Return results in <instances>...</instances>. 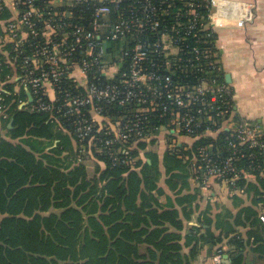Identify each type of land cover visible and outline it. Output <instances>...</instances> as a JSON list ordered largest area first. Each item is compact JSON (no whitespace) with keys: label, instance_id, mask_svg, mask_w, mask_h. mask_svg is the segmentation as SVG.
Wrapping results in <instances>:
<instances>
[{"label":"trees","instance_id":"trees-1","mask_svg":"<svg viewBox=\"0 0 264 264\" xmlns=\"http://www.w3.org/2000/svg\"><path fill=\"white\" fill-rule=\"evenodd\" d=\"M147 1L107 3L111 13L99 19V26L89 20L96 4L81 3L73 9L74 18L66 19L62 33L68 35L76 24L84 23L94 41L107 45V61L116 75L115 80L133 68L134 58L144 51L148 58L142 65L146 72H151L161 57L151 52L158 47L160 35L151 30L149 33L148 26L142 29L132 24L131 32L112 38L114 28L122 20L131 21L135 16L145 19ZM37 3L46 6V0ZM154 3L161 7V26L166 24L161 28L178 38L173 26L180 21L183 26L179 36L188 38L185 43H179L185 70L174 66L170 77L194 85L202 81L206 70L213 71L211 76L217 82L230 87L227 99L222 98L217 105L224 108L227 105L228 117L235 121L244 120L233 109V88L226 81L220 62L218 32L213 26H206L213 10L207 0H199L197 14H192L181 1L175 5L173 0H154ZM28 5V0H22V9ZM61 10L69 11L68 8ZM194 17L198 23L192 28L188 22ZM14 20L12 6L0 0V264H194L205 247L214 257L210 264H218V255L223 264H264V222L260 219L264 206V147L240 144L235 130L218 129L221 115H215L214 127L200 128L195 135L182 131L180 135L193 143L190 147L177 146L172 141L176 134L169 125L170 114L163 117L166 113L161 110L143 118L148 132L132 149L137 161L131 165L122 161L123 156L113 159L105 149L100 150L99 137L107 136L108 115L121 117L129 113L130 107L117 101L104 102L105 125L99 123L101 130H95L93 137L85 140L75 134L66 109L57 112L67 92L77 94L83 89L76 86L73 75L59 82L64 91L57 94L52 110L34 107L43 95L38 96L24 86L16 91L15 87L19 84L17 76L24 73L23 53L30 54L34 48L30 43H36L38 38L28 34L24 51L17 55L14 41L7 39V26ZM147 38L153 41L146 42ZM72 41L73 36H63L60 43L68 47ZM139 45L143 46L137 52ZM193 47L200 51L196 53ZM70 49L75 51L69 59L80 60L83 49L79 46ZM90 78L100 84L109 82L100 75ZM151 80L141 87L153 85ZM161 88L168 87L161 84ZM28 92L33 100L21 107L29 100ZM146 93L150 97L151 91ZM44 99L50 102L48 97ZM52 112L59 118H52ZM212 128L216 135H204V129ZM162 133L163 139L168 136L173 145L163 155L153 148ZM261 140L264 142L263 131ZM205 146L216 160L231 155L237 158L235 163L242 174L236 179L235 187L230 188L244 190L253 200L235 215L211 216L206 212L201 224L191 225L188 219L192 217L191 206L196 196L189 193L191 175L187 168L198 167L195 176L200 183L205 163L198 153ZM88 157L94 162L92 173L83 160ZM163 167L171 194L160 185ZM248 171L255 180L246 175Z\"/></svg>","mask_w":264,"mask_h":264},{"label":"built area","instance_id":"built-area-1","mask_svg":"<svg viewBox=\"0 0 264 264\" xmlns=\"http://www.w3.org/2000/svg\"><path fill=\"white\" fill-rule=\"evenodd\" d=\"M37 1L39 0H28L29 5L26 9L21 8L22 0H15L12 4L16 20L11 21L7 26V39L14 41L17 55L24 51L28 34H32L33 39L38 38L39 41L30 43L32 47L34 46L30 54L24 55V51L21 64L24 73L18 75L16 80L20 87L24 86L28 91L32 89L38 96L42 94L44 97H48L50 102H47L43 96H39L37 105L34 107L50 111L54 108L53 102L58 99L57 94L64 91L59 82L63 77L73 75L76 78V86L83 89L77 94L67 92L63 106L59 107V105L57 112L63 108L66 109L65 114L72 118L71 124L75 127V134L80 140L91 139L95 130H101L98 124L102 122L103 126L105 125L106 114L103 103L117 101L120 105L130 107L129 113H125L121 117L107 116V136L99 137L102 147L100 150L105 149L116 160L123 156L122 161L126 164L133 165L136 162V157L132 154L134 144L147 136L148 131H145L146 125L143 118H147L153 112L158 114L161 110L166 113L162 115L163 117L170 114L169 125L171 131L176 134L184 131L191 136L195 135L200 128L214 127L216 124L213 123L215 115H221L222 123L218 129L235 130L240 144L249 143L251 147H264V142L261 140V128L258 124L248 120L235 121L233 117H228L227 105L225 108L223 105H217V102L222 98L227 99L226 95L230 91V87L217 82L211 76L213 71L206 70L202 81L194 85L174 81L170 77L169 72L174 66L185 70L186 65L181 63L183 58L180 57V42L185 43L188 38L179 36L183 26L180 21L173 26L179 39L161 28L166 24L161 26L159 20L161 7L155 4L154 0L146 2L148 12L145 19L135 16L131 21L122 20L114 28L112 38L118 39L121 35L125 36L127 32H131L132 24L142 29L148 26V32L151 30L154 34L160 35V43L156 42L158 47L151 50L161 56L160 61L154 64L155 70L146 72L142 61L148 58V54L146 51L139 53L134 58V67L124 72L117 80H115L116 75L110 70L107 61V45L94 41L84 23L76 24L74 31L69 32L68 35L62 31L67 25L66 19L71 21L74 18L73 9L79 4L91 1L96 4L95 13L89 20L95 26H99V19L111 13V7L107 3L121 0H46L44 7L39 6ZM176 1L186 3L189 11L192 14L195 12L197 14L196 9L200 6L199 0H173L174 5ZM207 2L211 9L227 7L236 3L234 0H207ZM61 8H68L69 11L61 10ZM246 9V18L250 19L252 17L249 12L250 8ZM212 13L209 21L206 22L207 27L212 26ZM197 23L196 17L191 18L188 22L192 28ZM203 23L205 22L203 21ZM189 30L191 31V29ZM63 36H73V41L68 47L60 43ZM144 40L150 43L153 41L149 38ZM74 46L83 49L80 50V60L69 59L75 51L70 48ZM142 46H138L137 52ZM193 51L198 53L200 50L198 47H193ZM128 53L129 51H126V54ZM188 64L190 63L187 62V66ZM215 66L216 64L213 63L212 68L215 69ZM92 75L95 77L100 75L109 82L100 84L90 78ZM151 79L155 84H149L146 89L141 87ZM161 84L168 88L162 89ZM147 91H151L150 97L147 95ZM159 98L160 101H158ZM51 117L57 119L59 115L52 112ZM203 131L204 135H211L216 130L212 128V130L204 129ZM174 142L177 141L173 140ZM82 152L83 150L80 149V153ZM198 154L205 163V165L202 164L204 166L202 176L199 177L203 186L207 187L209 179L215 177L219 181L226 182L229 187H235L236 179L242 173L235 163L237 158L234 155L219 161L206 146L200 147ZM246 175L254 176L249 171ZM260 219L264 222V206L260 212ZM216 262L223 264L220 255L217 256Z\"/></svg>","mask_w":264,"mask_h":264},{"label":"crops","instance_id":"crops-1","mask_svg":"<svg viewBox=\"0 0 264 264\" xmlns=\"http://www.w3.org/2000/svg\"><path fill=\"white\" fill-rule=\"evenodd\" d=\"M234 1L235 4L227 7L214 8L211 23L218 32L217 46L225 76L231 75L229 83L233 88V109L239 117L255 122L261 128V132H264V0ZM10 5L12 6L11 3ZM247 7L250 8L249 12L252 16L250 19L246 18ZM18 86L19 84L16 85V91L20 89ZM180 134H176L172 141H177V146L190 147L192 140L188 138L186 141ZM211 135L216 134L211 133ZM170 140L168 136L163 139L162 133L157 136L153 148L163 155L169 146H173ZM185 156L188 157V154ZM187 170L191 175L189 193H194L196 196L192 202L193 213L188 219V224H201L206 212L212 214L211 216L218 213L235 215L242 206L252 204L253 197L244 190L235 191L226 182L219 181L215 177H211L208 186L205 187L195 176L198 171L197 166H190ZM163 172L160 185L171 194L173 192L166 185L164 167ZM251 179L255 180V176H251ZM259 207H261L260 203ZM231 219L234 220L233 217ZM213 258L205 247L194 264H198L199 261L210 264L214 262Z\"/></svg>","mask_w":264,"mask_h":264},{"label":"rangeland","instance_id":"rangeland-1","mask_svg":"<svg viewBox=\"0 0 264 264\" xmlns=\"http://www.w3.org/2000/svg\"><path fill=\"white\" fill-rule=\"evenodd\" d=\"M15 0H11V1H7V3H11L13 4ZM16 88V87H15ZM84 162H86V164L88 165V168H89V171L92 173V170H93V165H94V162H93V159L91 157H88L86 159H83ZM198 264H203V261H199Z\"/></svg>","mask_w":264,"mask_h":264},{"label":"water","instance_id":"water-1","mask_svg":"<svg viewBox=\"0 0 264 264\" xmlns=\"http://www.w3.org/2000/svg\"><path fill=\"white\" fill-rule=\"evenodd\" d=\"M226 81L229 83V82H231V75L230 74H227V76H226ZM28 95H29V100L27 101V102H24V103H22L21 104V107H23L24 105H27V104H29L31 101H32V94L30 93V92H28Z\"/></svg>","mask_w":264,"mask_h":264}]
</instances>
